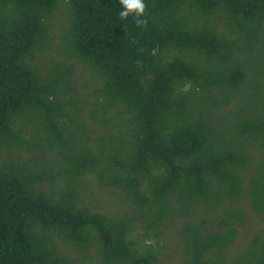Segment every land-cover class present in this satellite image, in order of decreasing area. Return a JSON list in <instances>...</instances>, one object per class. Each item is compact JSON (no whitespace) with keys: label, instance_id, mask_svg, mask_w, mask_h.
I'll list each match as a JSON object with an SVG mask.
<instances>
[{"label":"trees","instance_id":"trees-1","mask_svg":"<svg viewBox=\"0 0 264 264\" xmlns=\"http://www.w3.org/2000/svg\"><path fill=\"white\" fill-rule=\"evenodd\" d=\"M144 2L0 0V264H264V0Z\"/></svg>","mask_w":264,"mask_h":264},{"label":"clouds","instance_id":"clouds-1","mask_svg":"<svg viewBox=\"0 0 264 264\" xmlns=\"http://www.w3.org/2000/svg\"><path fill=\"white\" fill-rule=\"evenodd\" d=\"M118 3L121 7V11L118 13L121 20H127V18L132 15L136 27H147V20L144 18L147 5L144 0H118ZM158 51L159 46L153 48L150 51V55L155 56Z\"/></svg>","mask_w":264,"mask_h":264},{"label":"rangeland","instance_id":"rangeland-1","mask_svg":"<svg viewBox=\"0 0 264 264\" xmlns=\"http://www.w3.org/2000/svg\"><path fill=\"white\" fill-rule=\"evenodd\" d=\"M93 195H94L93 197H94L95 204L99 205V206L101 203L103 205L105 204L107 207H111L112 204H114V202H117L116 197L111 196V198H110V195L108 193L104 194V193H100V192H94ZM100 201H102L103 203ZM249 212H251V211H249ZM257 216L258 215L253 214V213H247V218H248L247 223H244L243 226L239 230V233H240L239 238L240 239L244 238L247 231L254 225L255 222H257ZM259 220L261 221V218ZM263 223H264V220H263ZM165 240H171V236L167 234ZM235 247H237V246L235 245Z\"/></svg>","mask_w":264,"mask_h":264}]
</instances>
